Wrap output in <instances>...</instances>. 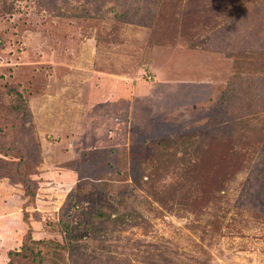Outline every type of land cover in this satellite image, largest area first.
<instances>
[{"label":"rangeland","instance_id":"obj_1","mask_svg":"<svg viewBox=\"0 0 264 264\" xmlns=\"http://www.w3.org/2000/svg\"><path fill=\"white\" fill-rule=\"evenodd\" d=\"M0 264H264V0H0Z\"/></svg>","mask_w":264,"mask_h":264},{"label":"trees","instance_id":"obj_2","mask_svg":"<svg viewBox=\"0 0 264 264\" xmlns=\"http://www.w3.org/2000/svg\"><path fill=\"white\" fill-rule=\"evenodd\" d=\"M65 239H67V237H65Z\"/></svg>","mask_w":264,"mask_h":264}]
</instances>
